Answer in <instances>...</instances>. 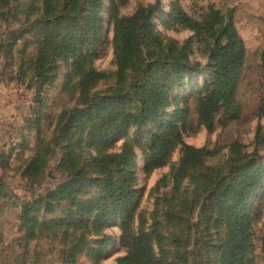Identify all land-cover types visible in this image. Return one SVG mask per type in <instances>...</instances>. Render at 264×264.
<instances>
[{"label": "rangeland", "instance_id": "obj_1", "mask_svg": "<svg viewBox=\"0 0 264 264\" xmlns=\"http://www.w3.org/2000/svg\"><path fill=\"white\" fill-rule=\"evenodd\" d=\"M68 1L0 0V264H118L126 257L129 252L122 242L120 219L102 226L97 221L103 208L79 210L80 204L102 193L103 177L93 160L125 149L132 152L128 169L135 192L131 229L135 234L158 229L162 242L153 240V249L161 264H221L229 233L225 211L231 200L210 195L224 177L227 183L240 178L236 170L240 161L257 159L263 179L250 203L245 264H264V0H102L97 39L84 40L77 56L54 55L44 78H38L35 69L45 42L46 6L55 17ZM89 1L85 0L86 12ZM158 3L152 23L162 46L143 43L125 87L136 111L140 106L137 71L154 65L145 81L163 80L165 63L175 62L168 48L175 45L177 56L189 43L188 61H177L181 76L171 81L164 115L155 123L128 127L101 146H89L76 127L67 130V120L60 119L64 113L86 109V97L94 100L117 91L114 14L131 17ZM174 6L195 19L213 6L242 37L246 58L236 90L238 118L221 112L210 128L199 121L195 98L212 74L208 57L212 45H201L196 33L170 25ZM76 63L106 77L84 94ZM186 65L200 67L188 76L182 73ZM170 121L177 122L183 144L215 153L193 169L177 190L174 174L183 144L174 147L164 165L146 170L148 158L158 153L151 149V140L160 133L161 124ZM70 160L76 166L73 171L68 169ZM75 177L78 194L59 190Z\"/></svg>", "mask_w": 264, "mask_h": 264}, {"label": "trees", "instance_id": "obj_2", "mask_svg": "<svg viewBox=\"0 0 264 264\" xmlns=\"http://www.w3.org/2000/svg\"><path fill=\"white\" fill-rule=\"evenodd\" d=\"M3 2V0H1ZM159 3L138 10L131 17H113L115 57L117 63L118 89L109 96L91 100L86 97L87 108L70 115L64 113L60 121L67 120V130L74 127L84 137L89 146H101L114 135L128 127H143L155 123L163 117L168 103V94L172 89L174 76L180 78L181 73L176 69L177 61H188L186 53L189 43L184 45L177 56L175 45L168 49L175 62L167 61V74L163 80L145 81L151 75L154 67L145 65L143 70L134 76L139 93L136 101L140 106L134 111L131 108V94L126 91L128 72L134 70L139 62L141 47L145 41L160 48L162 42L154 33L152 17ZM88 11L85 10V0H69L65 9L57 16L49 4L46 6L47 21L44 25L45 42L39 52L36 62V75L44 78L54 55L65 58L77 56L80 44L84 40L95 41L101 29L102 0H90ZM116 11V7H114ZM53 18V19H51ZM170 25L181 27L197 34L201 45L209 44V64L212 74L195 98L199 121L210 128L215 117L221 112L229 114L232 119L238 118L240 107L236 100V90L246 58L244 41L233 23L213 6L200 18L189 16L182 8L173 7ZM261 67L264 71V50L261 54ZM181 67V66H180ZM200 65H186L182 70L184 75H192ZM80 77L82 92L85 94L106 75L93 69L85 70L80 64L75 65ZM139 72V73H138ZM182 74V75H183ZM133 78V79H134ZM181 142V130L176 121L161 124L160 133L153 136L151 149L157 151L146 162L148 172L165 164L175 146ZM183 157L174 174V190L191 176V171L199 167L204 160L213 157L215 153L205 148H195L183 144ZM238 147H235L237 151ZM132 152L125 149L121 154L102 155L93 160L97 172L103 177L102 193L98 198L91 199L79 205V210L87 212L103 208L98 215V223L102 226L114 219H120L123 231L122 242L128 249V255L119 259L118 264H161L156 260L153 240L161 244L162 237L158 229L149 234L146 232L133 233L131 222L135 209V192L132 189L133 176L128 170ZM76 166L70 160L68 169L75 170ZM118 170L115 175L114 171ZM236 170L241 176L232 183H227L224 177L216 184L210 197L231 200L227 207L229 233L221 264H245V258L250 241V203L253 194L263 179V167L257 159L248 158L240 161ZM78 174V173H77ZM78 178L72 179L60 187L61 192L79 193ZM105 242L102 245L105 246ZM264 244V240H263Z\"/></svg>", "mask_w": 264, "mask_h": 264}]
</instances>
